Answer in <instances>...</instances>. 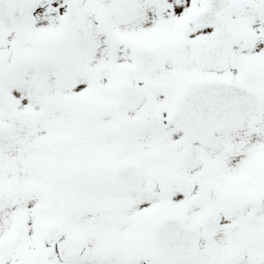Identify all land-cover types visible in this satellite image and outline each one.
Here are the masks:
<instances>
[{"label": "snow or ice", "instance_id": "snow-or-ice-1", "mask_svg": "<svg viewBox=\"0 0 264 264\" xmlns=\"http://www.w3.org/2000/svg\"><path fill=\"white\" fill-rule=\"evenodd\" d=\"M0 264H264V0H0Z\"/></svg>", "mask_w": 264, "mask_h": 264}]
</instances>
